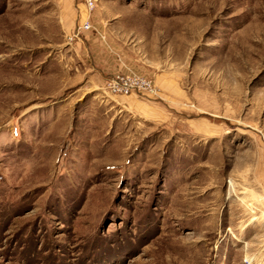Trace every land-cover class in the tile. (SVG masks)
I'll use <instances>...</instances> for the list:
<instances>
[{"label":"rangeland","instance_id":"374dc122","mask_svg":"<svg viewBox=\"0 0 264 264\" xmlns=\"http://www.w3.org/2000/svg\"><path fill=\"white\" fill-rule=\"evenodd\" d=\"M67 2L0 0V264H264V0H96L103 88Z\"/></svg>","mask_w":264,"mask_h":264},{"label":"crops","instance_id":"0c3cea01","mask_svg":"<svg viewBox=\"0 0 264 264\" xmlns=\"http://www.w3.org/2000/svg\"><path fill=\"white\" fill-rule=\"evenodd\" d=\"M67 2V4L70 6V8H72V6H74V0H64V3ZM86 2V0H85ZM84 2V4H77L76 8L77 11L75 9H71V20L74 21L77 20L79 18H82V15L84 13H82V5L85 6L86 9V3ZM102 9H96L94 10L92 17H91V21L92 24L94 25V21L98 22V23H103L104 19H100L102 17ZM82 22L79 21L77 24H80ZM76 24V25H77ZM100 33H92L93 31H86L83 33L82 38L79 40L82 43L80 44V42H76L75 44L80 47L83 48V46H85V50H87V55L90 58V61L88 60L89 63L92 62L96 63L94 66V68L97 71V75L94 77H98V79L95 80V83L100 85V87L103 88V86L105 85V79L108 78L110 75H114V71L118 70V68H116L117 66L114 65V63H116L118 60L117 56L120 55L119 53V47H116V45L113 43L111 37L109 36V34L102 36L101 33H104V28H100ZM105 34V33H104ZM103 38V39H102ZM83 45V46H82ZM111 53H113V55H110ZM91 54V55H90ZM99 54H104L101 58L99 56ZM114 57L116 60H114Z\"/></svg>","mask_w":264,"mask_h":264},{"label":"built area","instance_id":"2783aa9c","mask_svg":"<svg viewBox=\"0 0 264 264\" xmlns=\"http://www.w3.org/2000/svg\"><path fill=\"white\" fill-rule=\"evenodd\" d=\"M86 11L89 13L86 20L76 26L75 30L68 39L71 43L79 41L84 32L92 30L91 14L95 10L96 0H86ZM106 88L111 96H130L141 95L144 97L154 96L157 94V88L153 85L151 80L136 74L122 75L118 74L106 82ZM245 264H254L252 260L247 258Z\"/></svg>","mask_w":264,"mask_h":264},{"label":"bare ground","instance_id":"6f19581e","mask_svg":"<svg viewBox=\"0 0 264 264\" xmlns=\"http://www.w3.org/2000/svg\"><path fill=\"white\" fill-rule=\"evenodd\" d=\"M248 205V204H247ZM248 208V207H247ZM256 219H258V218H254L252 221H254V220H256Z\"/></svg>","mask_w":264,"mask_h":264}]
</instances>
